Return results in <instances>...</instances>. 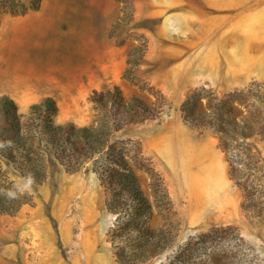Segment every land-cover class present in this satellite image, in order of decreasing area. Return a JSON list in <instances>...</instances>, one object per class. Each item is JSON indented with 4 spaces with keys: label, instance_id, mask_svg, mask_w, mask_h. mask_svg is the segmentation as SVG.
Instances as JSON below:
<instances>
[{
    "label": "rangeland",
    "instance_id": "374dc122",
    "mask_svg": "<svg viewBox=\"0 0 264 264\" xmlns=\"http://www.w3.org/2000/svg\"><path fill=\"white\" fill-rule=\"evenodd\" d=\"M112 5L94 44L75 31L61 46L50 32L9 40L8 19L28 8L0 10V96L22 117L51 96L54 122L88 125L103 114L90 91L118 84L126 100L150 106L120 114L114 137L151 204L147 222L172 238L143 264H170L179 253L188 256L177 264H264V0ZM48 71L55 77L44 78ZM7 124L1 112L0 134ZM0 166L33 193L32 203L0 213V264H120L107 237L116 214L89 162L67 170L47 152L38 184L1 153Z\"/></svg>",
    "mask_w": 264,
    "mask_h": 264
},
{
    "label": "trees",
    "instance_id": "16d2710c",
    "mask_svg": "<svg viewBox=\"0 0 264 264\" xmlns=\"http://www.w3.org/2000/svg\"><path fill=\"white\" fill-rule=\"evenodd\" d=\"M40 1L0 0V10L23 12L38 7ZM88 98L103 114L95 123L78 125L71 120L54 122L57 106L51 96L32 102L28 113L22 117L14 99L1 95L0 113L8 117V124L0 134V153L21 176L36 184L46 177L47 152L67 170H75L89 162L107 193V208L116 214L107 237L119 263L143 264L165 248L172 238L165 227H154L147 222L151 204L125 155L127 150L114 137V131L121 127L120 114L150 111V106L138 97L126 100L118 84L100 90L93 88ZM241 184L250 203L255 205L256 189L248 178ZM32 200L33 193L14 179L3 176L0 166V213H14ZM187 256L179 253L170 264L184 262Z\"/></svg>",
    "mask_w": 264,
    "mask_h": 264
},
{
    "label": "crops",
    "instance_id": "0c3cea01",
    "mask_svg": "<svg viewBox=\"0 0 264 264\" xmlns=\"http://www.w3.org/2000/svg\"><path fill=\"white\" fill-rule=\"evenodd\" d=\"M82 2V6H80L81 2L79 3L78 0H41L38 7L28 8L25 13L14 14L8 19L6 23L8 39L15 41L17 40L16 36H20L28 40H35L50 32L51 43L54 46H61V41L66 34L83 31L86 38L94 44L96 31L104 29L108 21L111 20L112 0H82ZM50 8L58 10L59 14L46 18L50 14ZM78 9H81L82 12L81 21L78 20V16L77 19L73 17L76 16L75 14H79ZM119 61L122 63V60ZM91 71L95 73L96 69L93 68ZM43 76L48 79L55 77L51 71L46 72ZM77 76L79 75L73 77Z\"/></svg>",
    "mask_w": 264,
    "mask_h": 264
},
{
    "label": "bare ground",
    "instance_id": "6f19581e",
    "mask_svg": "<svg viewBox=\"0 0 264 264\" xmlns=\"http://www.w3.org/2000/svg\"><path fill=\"white\" fill-rule=\"evenodd\" d=\"M106 4H107V3H106ZM49 13H50V14H48V15L46 16V18H51L50 15L59 14V11L56 10V9L53 10V9L50 8ZM14 83H15V85L22 86V80H21L20 78H18L17 80H15Z\"/></svg>",
    "mask_w": 264,
    "mask_h": 264
}]
</instances>
